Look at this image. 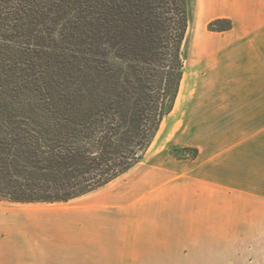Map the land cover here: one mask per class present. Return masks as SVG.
<instances>
[{"label": "trees", "instance_id": "trees-1", "mask_svg": "<svg viewBox=\"0 0 264 264\" xmlns=\"http://www.w3.org/2000/svg\"><path fill=\"white\" fill-rule=\"evenodd\" d=\"M187 16L186 0H0V201L67 203L139 164L178 97Z\"/></svg>", "mask_w": 264, "mask_h": 264}, {"label": "crops", "instance_id": "crops-1", "mask_svg": "<svg viewBox=\"0 0 264 264\" xmlns=\"http://www.w3.org/2000/svg\"><path fill=\"white\" fill-rule=\"evenodd\" d=\"M215 1H203L205 18H227L233 26L212 33L222 44L250 42L263 31L262 0L249 20L245 0H236V10ZM208 65L211 80L193 105L190 137L176 138L197 157L161 161L137 179L87 194L76 210L79 223L47 221L42 238L24 244L10 264H223L216 255L226 238L264 234L257 229L264 226V55L215 52ZM224 75L222 83L213 79ZM0 231V264H9V219L0 221Z\"/></svg>", "mask_w": 264, "mask_h": 264}, {"label": "rangeland", "instance_id": "rangeland-1", "mask_svg": "<svg viewBox=\"0 0 264 264\" xmlns=\"http://www.w3.org/2000/svg\"><path fill=\"white\" fill-rule=\"evenodd\" d=\"M204 1V0H203ZM202 0H186L188 11V27L187 33L183 41L181 49V57L183 60V78L188 77L186 89L181 92L180 88L175 99L172 112L167 115L161 124L159 131L154 138L151 147L147 150L142 161L135 165L127 174L116 180L111 188L121 185L123 182L137 179L139 176L146 174L147 170L157 165L161 161L168 159L184 160L193 155L194 149L192 147H182L176 144L178 135L181 137H190L192 132V108L198 96L202 94L201 85L207 80H211L207 73L210 56L215 52L228 51L230 53H259L264 55V28L259 32L257 39L254 41H244V43H221V36H214L208 29V24L211 22L205 18L206 11H204L205 4ZM216 0L219 8H232L236 10L238 3L236 0ZM260 0H245V20L253 17V12L258 7L257 2ZM262 7L264 12V0H262ZM206 8V7H205ZM256 41V42H255ZM208 42L210 49H205L203 43ZM243 44V45H242ZM214 80L222 83L226 80V76H215ZM181 86V83H180ZM217 94V93H215ZM186 140V139H185ZM170 154L176 156L174 158ZM115 194H105L101 200L111 197ZM91 195H87L80 199H73L63 204H14L9 202H0V221L9 219V264L11 257L23 255L24 244L28 241L40 240L43 236V231L49 228L47 221L58 222H75L79 223L81 219L76 210L80 209V204L85 202ZM106 196V197H105ZM123 198L118 201L121 202ZM99 199L94 201L97 203ZM89 202V201H88ZM118 202V203H120ZM94 203V202H92ZM5 216L7 218H5ZM240 227H244L243 223L238 222ZM237 227V225H236ZM239 227V226H238ZM264 226H258V230H262ZM48 233V232H47ZM46 233V234H47ZM238 232L233 233L234 236ZM242 236L247 235L241 233ZM4 231H0V240L4 237ZM259 239H237L226 238L223 241V251L216 255V260L223 264H264V234H258ZM4 245L0 241V249L4 250ZM232 250V251H229ZM239 250V256L234 253Z\"/></svg>", "mask_w": 264, "mask_h": 264}, {"label": "bare ground", "instance_id": "bare-ground-1", "mask_svg": "<svg viewBox=\"0 0 264 264\" xmlns=\"http://www.w3.org/2000/svg\"><path fill=\"white\" fill-rule=\"evenodd\" d=\"M184 83H185V80L181 83V89L184 88Z\"/></svg>", "mask_w": 264, "mask_h": 264}]
</instances>
